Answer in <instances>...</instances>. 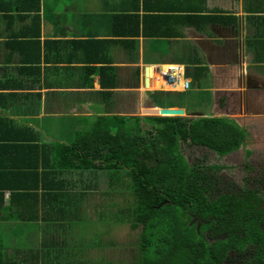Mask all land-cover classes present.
I'll list each match as a JSON object with an SVG mask.
<instances>
[{
	"label": "crops",
	"instance_id": "crops-1",
	"mask_svg": "<svg viewBox=\"0 0 264 264\" xmlns=\"http://www.w3.org/2000/svg\"><path fill=\"white\" fill-rule=\"evenodd\" d=\"M255 47L264 54V0H0V184L15 176L14 165L29 170L16 145L29 144V129L43 143L71 144L100 116L144 118L143 110L164 108L150 92L188 91L166 88L163 76L172 65L190 82V69L204 77L213 98L231 89L228 79L239 77L240 61H255ZM157 78L160 87L149 89ZM19 83L22 88H8ZM216 107L213 99L211 114H226ZM0 191L8 206L10 189ZM49 219L23 221L0 210V264L2 258L4 264H67L62 240L73 232L59 216ZM38 236L56 246L42 245ZM17 237L24 238L19 252Z\"/></svg>",
	"mask_w": 264,
	"mask_h": 264
},
{
	"label": "trees",
	"instance_id": "trees-1",
	"mask_svg": "<svg viewBox=\"0 0 264 264\" xmlns=\"http://www.w3.org/2000/svg\"><path fill=\"white\" fill-rule=\"evenodd\" d=\"M34 69H38V67H34ZM22 87L23 85L20 83L15 86H8L11 89ZM141 119L143 118L100 116L89 132H81L71 144L43 143L40 140V134L29 129V144L19 141L16 144L22 153L28 157L29 165L28 163L26 165H28L29 170H25L26 167L21 164H18V167L14 165L10 169V172L14 171L15 176H12L7 182L4 179L3 184H0L3 190L10 189V204L5 206L4 191H0V210L9 211L18 219L29 222L40 219L47 221L50 220L49 217L52 218L53 214L59 216L62 221L61 224L64 223L62 226L69 225V229L77 233L71 234L72 238L69 234L65 238L63 237L62 250L67 254L60 255L65 256L66 263L97 264L99 252L95 253L93 250H99L98 243L101 241L100 237L104 235V232L96 230V228L98 227V220L100 225H103L104 219L101 218L104 217L106 208H102L99 216L94 215L96 218H91L92 222H96L94 226L83 225L86 220L77 221L76 219L78 211L86 206L84 201L86 197L87 200L89 199L88 204L92 206V211V209L98 208L93 205L99 202L96 200L99 195H104L107 192L97 191L99 188L97 181L99 176L97 175L106 178L107 181L109 179L107 184L110 188L108 187V189L113 193L122 188L123 175L121 170L126 168L133 179L132 188L138 192H149V194L141 195V197L152 195L156 180L148 179L146 184H143L141 174L145 172V166L137 160V155L143 152L142 140L144 138L146 146H152L157 152L159 168H168L173 161L174 144L172 140L186 125L185 123L171 122L186 119L182 117L146 116L144 119L148 120L147 122L151 120L161 123L160 133L159 136L153 132L141 135L135 131L136 127H134L140 125ZM130 120H133L135 124L127 127L126 124ZM10 124H12L11 121ZM176 126H180V129H177ZM11 127L15 128V125H11ZM190 127L192 128L191 134L195 139L202 136L208 140L209 144L223 152L232 145L233 141L237 140L234 131L229 127L225 128L220 125L215 118L198 119L191 123ZM17 133L19 132L9 131V135L14 139H19ZM23 171L28 173L29 181L28 178L22 176ZM169 171L171 172V170ZM80 175H84L83 178H79ZM171 175L172 173H167L165 177L170 179ZM151 185L154 186L150 188ZM77 191L79 192L77 193ZM178 194L181 197L190 195L189 191L186 192L182 189ZM138 204L136 206V211L139 213L137 220L145 225L141 236L139 264H223L227 250L232 247V242L236 240L234 236L228 233V228L224 230L225 233L229 234V239L226 241L210 244L200 238L196 235L193 227H188L179 218L181 214L191 209L189 206L166 204L160 208H152L141 203ZM99 205L103 204L100 202ZM195 208L202 217L214 218L212 226L216 225L217 227L223 221L224 217L221 215L225 205L222 200L210 205H197ZM82 215L85 216L83 213ZM231 216L232 214L227 215L226 218ZM241 216L244 217V213ZM69 217H73V220H68ZM36 227V224L33 223L31 228L34 229H30V231L33 232ZM84 235L94 237L97 242L86 241ZM21 237H23V233ZM16 240L20 243L19 249H16L19 252V250H23L24 238L17 237ZM38 241L46 247L56 246L54 243L49 244L47 241H42L39 236ZM42 255L46 256L47 254L43 251ZM60 255L57 257L61 258ZM95 255L96 258H94ZM3 260L4 258H2V264H4ZM101 260L104 264L103 258ZM26 262L27 260L23 264ZM34 264L38 263L35 261ZM253 264H264V254L256 258Z\"/></svg>",
	"mask_w": 264,
	"mask_h": 264
},
{
	"label": "flooded vegetation",
	"instance_id": "flooded-vegetation-1",
	"mask_svg": "<svg viewBox=\"0 0 264 264\" xmlns=\"http://www.w3.org/2000/svg\"><path fill=\"white\" fill-rule=\"evenodd\" d=\"M238 65L241 70L239 77L233 76L235 74L233 73L232 78L228 79V84L232 83V87L219 92L222 96L220 95L217 101L218 109L214 110L216 113L226 112L225 115L217 116L211 112L196 111L200 115L198 118L182 117L186 119L171 121L186 125L182 129L176 126L180 131H177L172 140L174 151L170 167L159 168L157 152L152 146H146L143 138V152L137 155V160L145 166V172L141 174L143 184H146L148 179L156 180L152 195L141 197L149 192H138L132 188L133 179L128 174V169L124 168L121 170L123 175L121 191L112 194L108 192L105 199H96L99 202L93 206L98 207L101 202L105 204L103 207L106 208L107 214L117 212V222L120 225L116 230L104 222L102 229L106 230L103 231L104 235H107L106 238L110 240L111 237L113 239L115 236L126 234L129 239L131 234L136 233L131 241L138 245V257L141 236L145 229V225L137 220L138 203L152 208L180 204L191 209L181 214L179 218L188 227H193L196 235L206 242L213 244L226 241L229 234L236 238L232 242V247L227 250L223 264H253L256 258L264 254V60L255 58L254 62L249 63L244 60ZM221 69L223 70V67ZM226 74L231 75V72ZM221 83L223 84V80L220 78L219 84ZM232 98L235 101L233 103ZM227 111L230 113L227 114ZM202 118H215L220 125L231 128L237 140L223 152L209 144L202 136L195 139L191 134L190 125ZM147 121L143 118L140 125L134 126L135 122L130 120L126 126L133 125L136 127L135 131L141 135L153 132L159 136L161 123ZM167 173H172L170 179L165 177ZM179 188L189 191L190 195L181 197L178 194L181 190ZM220 200L225 205L221 215L224 218L216 227L211 225L213 217L208 219L202 217L196 212L195 207L210 205ZM84 201L86 206L78 211L76 218L82 213L85 217H89L91 212L98 215V208L91 211L92 206H89L87 197ZM109 201L117 204L109 205ZM243 213L244 217L241 216ZM231 214V217L226 218ZM70 219L73 220V217L68 218ZM227 228L229 234L224 232ZM68 230H71L69 226ZM100 239H104V236ZM120 244L124 245L122 242Z\"/></svg>",
	"mask_w": 264,
	"mask_h": 264
},
{
	"label": "rangeland",
	"instance_id": "rangeland-1",
	"mask_svg": "<svg viewBox=\"0 0 264 264\" xmlns=\"http://www.w3.org/2000/svg\"><path fill=\"white\" fill-rule=\"evenodd\" d=\"M254 49L257 51L256 58L259 60H264V54L258 51L256 47ZM187 77L191 80V88L188 91L182 92V93L181 92L153 91V92H150L151 98L155 101V104L157 106L164 107V108L178 105V106H184L187 110V113H190L193 111H201V113L211 112L209 111V103L210 101H213V98L211 97V95L208 93V90H207L208 81L204 77L202 80L200 76H196L194 72H192V69L188 71ZM83 176L84 175H80L79 178H83ZM97 176H99L97 177V181L99 185V188L97 189V191L99 192L107 191L104 194V196L99 195L98 198L105 199L108 192L111 193L108 189V187L110 188V186L107 184L106 178L101 177L100 175H97ZM119 191H121L120 188H119ZM115 204L117 203L113 201H109V205H115ZM104 205L105 204L98 206V216H99V212L102 210ZM103 216L104 217L101 218V219H104L103 225L106 223L107 225H109V227L112 226L114 230H116V228L120 225L119 222H117V212L113 214H107L106 209H105V214H103ZM90 217L96 218V216H94L92 213ZM100 224L101 223H99V220H98V227L96 228V230L106 231L102 229L103 225H100ZM83 225L94 226L96 225V222H88V223L86 222ZM80 236H82L81 233H80ZM103 236H104V239H101V241L98 243L99 250H96V249L93 250V252L95 253L99 252L97 254L98 255L97 264H103L102 263L103 261L101 260L102 258L106 264H139L140 259H139V256L137 257L138 245L136 242L131 241L133 237L136 236V233H134V235L131 234L129 236V239L126 234H122L121 235L122 237L115 236V238L113 239L111 237L110 240L109 238L105 237L107 235H103ZM84 237L86 236L84 235ZM88 237H91V236L86 237L87 241H90ZM91 242L96 243V239L94 237H91ZM121 242L124 243V245H121L120 244ZM84 252H87V251H84ZM94 258H96V255L94 256Z\"/></svg>",
	"mask_w": 264,
	"mask_h": 264
},
{
	"label": "built area",
	"instance_id": "built-area-1",
	"mask_svg": "<svg viewBox=\"0 0 264 264\" xmlns=\"http://www.w3.org/2000/svg\"><path fill=\"white\" fill-rule=\"evenodd\" d=\"M163 78L166 80L167 85L171 87L168 89L170 91H186L191 87V82L184 76L183 68L177 65L170 66L166 73H164Z\"/></svg>",
	"mask_w": 264,
	"mask_h": 264
},
{
	"label": "water",
	"instance_id": "water-1",
	"mask_svg": "<svg viewBox=\"0 0 264 264\" xmlns=\"http://www.w3.org/2000/svg\"><path fill=\"white\" fill-rule=\"evenodd\" d=\"M214 94V93H213ZM219 94L218 96H214V102L219 101ZM143 116H156V117H193V118H198L200 115L198 112H193V113H186L184 109L182 108H158V107H152V108H147L142 111Z\"/></svg>",
	"mask_w": 264,
	"mask_h": 264
},
{
	"label": "bare ground",
	"instance_id": "bare-ground-1",
	"mask_svg": "<svg viewBox=\"0 0 264 264\" xmlns=\"http://www.w3.org/2000/svg\"><path fill=\"white\" fill-rule=\"evenodd\" d=\"M149 69H151L150 72H151V74L155 75V77H160V75L158 73V68H154L153 67V68H149ZM160 78L152 80V82L149 83V89H158L160 87V85H161L160 83H158V79H160ZM164 81H165V84L167 85L166 80H164ZM166 88L170 89L171 87L170 86H166Z\"/></svg>",
	"mask_w": 264,
	"mask_h": 264
}]
</instances>
